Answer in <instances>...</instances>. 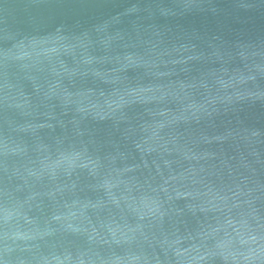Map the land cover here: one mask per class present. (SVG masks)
Returning a JSON list of instances; mask_svg holds the SVG:
<instances>
[{
  "label": "water",
  "instance_id": "obj_1",
  "mask_svg": "<svg viewBox=\"0 0 264 264\" xmlns=\"http://www.w3.org/2000/svg\"><path fill=\"white\" fill-rule=\"evenodd\" d=\"M0 264H264V0H0Z\"/></svg>",
  "mask_w": 264,
  "mask_h": 264
}]
</instances>
